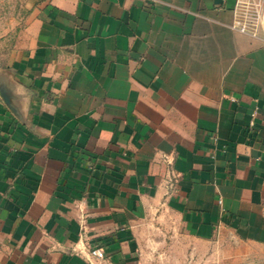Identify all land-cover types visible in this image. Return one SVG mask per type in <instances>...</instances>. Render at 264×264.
Here are the masks:
<instances>
[{"label": "crops", "instance_id": "crops-1", "mask_svg": "<svg viewBox=\"0 0 264 264\" xmlns=\"http://www.w3.org/2000/svg\"><path fill=\"white\" fill-rule=\"evenodd\" d=\"M236 2L0 0V264H133L161 212L264 257V42Z\"/></svg>", "mask_w": 264, "mask_h": 264}, {"label": "rangeland", "instance_id": "rangeland-1", "mask_svg": "<svg viewBox=\"0 0 264 264\" xmlns=\"http://www.w3.org/2000/svg\"><path fill=\"white\" fill-rule=\"evenodd\" d=\"M149 223L152 227L141 234L140 255L133 264H264V257L256 259L257 248L228 235L210 242L188 238L165 212Z\"/></svg>", "mask_w": 264, "mask_h": 264}, {"label": "built area", "instance_id": "built-area-1", "mask_svg": "<svg viewBox=\"0 0 264 264\" xmlns=\"http://www.w3.org/2000/svg\"><path fill=\"white\" fill-rule=\"evenodd\" d=\"M233 11L235 20L231 27L264 42V0H237ZM90 255L99 259L104 257L97 247L90 250Z\"/></svg>", "mask_w": 264, "mask_h": 264}]
</instances>
